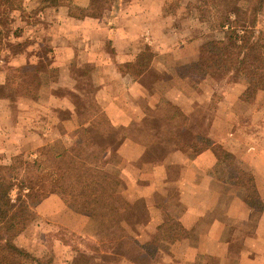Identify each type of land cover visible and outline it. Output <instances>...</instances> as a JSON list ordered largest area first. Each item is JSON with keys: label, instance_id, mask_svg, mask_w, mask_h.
Returning <instances> with one entry per match:
<instances>
[{"label": "crops", "instance_id": "1", "mask_svg": "<svg viewBox=\"0 0 264 264\" xmlns=\"http://www.w3.org/2000/svg\"><path fill=\"white\" fill-rule=\"evenodd\" d=\"M183 2L122 0V8L116 15L117 24H108L104 18L75 19L70 17L66 7L47 6L40 15L47 23L52 39L48 40L50 50L47 54L50 60L46 62V56L44 62L49 69L58 68L64 73L73 65L77 68L84 65V69L91 67L98 74H107L101 78L103 80L98 84L99 88L92 91L95 92L92 95H95L97 104L118 131H129L128 134L123 133L126 141L119 149L116 161H111L107 166V171L112 174L119 171L128 181V188L124 192L128 202H145L149 212L147 230L158 233L160 226L177 221L186 233L178 241L159 243L155 255L156 264H176L177 259H181V263L177 264H264V210H253L246 203L245 189L225 181L221 164L211 148H193L186 153L175 151L162 163H145L143 157L146 140L140 137V133L137 137L129 135L132 134L131 129L143 128L140 118L137 117V112L139 114L142 111L138 105L141 100L148 98L146 108L152 112L160 111L163 105L158 106L159 102L166 101L190 117L194 113L205 112L212 99L213 91L207 81H203L191 93L180 85L185 84L179 71L181 66L198 60L199 47L205 40V37L196 38L191 24L184 28V18L180 19L182 15L174 6L175 3ZM188 4L187 0L186 6ZM188 33L194 36H188ZM186 42L187 45L182 47ZM145 54L149 56L144 58ZM25 57L20 56L18 59L20 66L34 64L32 59L28 62L27 54ZM164 57L169 59L165 60ZM162 59L170 69L174 67L175 72L169 70L166 75L147 85L146 75L150 70L161 73ZM125 65L142 67L137 74H130L119 69V66ZM50 89L63 91V95L54 96L55 103L58 104L56 108L69 110L70 103H74L72 93L58 83L51 84ZM44 90L46 88L42 87V93ZM244 90L243 85H234L228 90L221 107L236 116H241L244 111L247 114L252 111V120L249 123L255 126V117L260 118V113H264V105L258 106L259 109L256 110L254 108L264 98V92H260L254 104L244 108L240 103ZM118 103L124 105L122 109ZM130 104L138 110L135 109L132 115L125 108ZM77 119L76 117L64 121L63 125L68 132L75 134L80 129ZM239 121L243 125V120ZM239 124L236 122L235 127H240ZM260 124L262 125L256 126L264 127V122ZM84 127L88 135L93 132L89 124ZM237 131L234 130L228 138L217 143L234 156L237 166L254 177L258 194L264 204V144L260 149L258 142H253L244 154H240L236 148L241 144ZM230 143L234 147L228 148ZM117 161H122L124 166L114 171L111 166H115ZM172 188L175 190V199ZM36 212L38 219L24 232L29 244H32L33 232L40 235L58 229L68 231L90 242L94 247H100L98 222L75 213L60 197L51 195L38 205ZM54 240L60 248H71L62 237L57 236ZM40 247L41 244H38V248ZM38 248L31 252L41 258L36 254ZM94 249H72L70 256L72 260L82 254L90 258L99 257L100 253ZM66 253L68 254L67 250ZM55 255L58 259L56 252ZM119 264L134 263L123 258Z\"/></svg>", "mask_w": 264, "mask_h": 264}, {"label": "trees", "instance_id": "2", "mask_svg": "<svg viewBox=\"0 0 264 264\" xmlns=\"http://www.w3.org/2000/svg\"><path fill=\"white\" fill-rule=\"evenodd\" d=\"M79 1L43 0V3L53 7H66L69 9L70 17L79 20L100 19L104 17L108 8L113 17L118 13L122 4V0ZM250 2L252 3L250 10L252 19L249 25L246 18L247 12L240 10L242 18L238 15L237 20L232 22L230 20L232 11L228 10L227 17L225 20L222 19L223 23L220 24L222 28L225 24L231 25L224 39L204 44L200 49L198 61L182 67L184 78L192 84L190 85L192 89L197 88L204 80L233 77L235 83L244 80L247 84L240 98V102L244 104L253 103L258 93L264 92V31L257 27V17L264 9V0H250ZM1 19L2 17H0V23L3 21ZM241 30L242 35H240ZM35 68L39 77L27 73L25 74L27 83L23 85L28 91L26 96L32 99L38 98L42 85L40 70H45L43 65ZM81 77H84V74L76 73L65 80L71 85V91L78 98L83 97L82 91H79ZM144 100L138 103L142 110L138 118L142 125L154 128L156 132V135L146 144L144 162L162 163L171 153L175 151L186 153L199 143L205 149L211 148L221 166L225 165L229 168L226 169L228 176L225 177V181L230 185L241 186L245 189L246 203L257 212L264 210L254 177L235 163L233 165L234 156L217 143L226 135L234 132L233 126L236 122L233 123V119H228L229 130L221 138L211 133L216 123L210 121L206 125L204 120L201 124L203 129L201 132L190 136L185 131V135L184 129H192L188 125L187 117L181 116L179 111L170 104L172 109H167V107L161 108L158 112H152L144 108L146 106ZM85 103L88 109L85 114L76 110V114L72 116L85 117L80 123V129L86 133L87 139L85 148H81L77 155L64 153L55 157L44 155L33 162L17 157L10 165L0 166V258L3 264H24L14 258L16 254L23 258L32 256L37 262L41 261L31 252L29 243L23 234L36 219L38 205L51 195L60 197L64 204L75 213L99 222L98 238L103 242L104 247L102 249L94 247V251L98 253H107L113 250L117 242L131 240L132 234H143L147 239V243L142 247L143 255L146 254L148 259L154 260L161 241L175 242L186 236L177 221L160 226L158 233L145 232L149 222L147 205L142 200L133 204L128 202L124 198L128 181L123 176H116L107 171L111 158L118 155L126 137L112 125L98 104ZM161 120L165 121V125H169L166 126L170 129L168 132L172 128L176 130L178 128V133L167 134V138L159 139L158 134L163 123ZM86 124L93 128L90 135L84 127ZM204 128L207 131H204ZM15 188L19 191L17 199L13 202L11 193ZM64 242L69 245L66 240ZM121 256L126 255L123 253ZM92 262L101 264V259L100 257L81 256L77 264H92Z\"/></svg>", "mask_w": 264, "mask_h": 264}, {"label": "rangeland", "instance_id": "3", "mask_svg": "<svg viewBox=\"0 0 264 264\" xmlns=\"http://www.w3.org/2000/svg\"><path fill=\"white\" fill-rule=\"evenodd\" d=\"M183 1V3H175V9L182 15V17L180 16V19L184 18V28H188V26H190L191 24L193 27L194 35H197L196 38L202 39L205 37L204 43L201 45V47L208 42L224 39L225 33L227 32L228 27H230L231 25L228 23L225 24V26L222 28L220 24L223 23L222 19L225 20V18L227 17L226 15L228 13V10L232 11L230 14V20L232 22L237 20L238 15H242L240 14V10L247 12L246 18L248 19V25L249 21L252 19V17H250V10L252 9V3L250 2V0H215L210 1L211 3L207 2L206 0H188L189 4L187 6V0ZM79 2L85 1L81 0ZM47 6L53 7L44 4L43 0H0V17H2L1 20H3L2 23H0V166L10 165L17 157H23L27 162H33L38 160L40 157H43L44 155L51 157H55L63 153L68 155H77L81 148H85L87 135L85 132H82L81 129H78L75 134L70 133L67 129H65L63 123L66 120L76 118L72 117L76 114L75 107H77V110L80 113L85 114V112L88 110L87 106L89 107V105L85 102H88L89 104L92 103L93 105L97 104L95 95H92V93L95 94V92L92 91H96L97 88H99L98 84H100L103 80H101V78L107 76L106 73H96L95 69L91 67H86L84 69V65L78 67L79 69L76 65H73L72 67H70V69H67L65 71V74L63 71H59L58 68H48L47 63H45L44 60L46 56V62H49L50 60V56L49 54H47L50 50L48 40L52 38L51 36H49L50 32L48 33L47 23H45L41 19L40 15V13L44 11L43 9H45V7ZM121 8L122 7H120V10ZM116 15L112 17L111 10H109L108 8L105 12L104 17L102 18L106 19V21H108V24H117L118 19L116 20ZM46 16L50 17L51 15ZM257 27L259 30L264 31V9L257 17ZM189 34L190 33H188V36ZM242 34L243 31L241 30L240 35ZM190 35L192 37L194 36L193 34ZM36 44L38 46H36ZM186 45L187 42L185 43V45H182V47H185ZM201 47H199L198 50V59ZM26 54L28 56V62L30 59H32L31 62H34V64L20 66L18 59L20 58V56L24 58ZM147 55L148 54H145L144 58H146ZM172 55L176 56V54H171V56ZM39 57L42 60H40ZM167 58L168 57H164L165 60H167ZM170 60H172V58ZM160 63L163 66L161 73L156 70H150L147 73V85L154 83L162 76L166 75V72L169 70L175 72L176 69H174V67L170 69L168 65L163 61V59ZM167 63L172 66L170 62ZM41 65H43L45 68V70H40L42 85L40 86L38 92V98L32 99L26 96V93L28 91L23 87V85L27 83L25 74L30 73L31 75L38 78L39 74L35 67H40ZM183 66H181L179 71L184 77V74L182 72ZM141 67L142 65H125L119 66V69L123 73L126 72L130 74H137L138 71H140ZM26 69L29 71H27ZM76 73H78L79 75L84 74V77H81L79 81V91H82L83 97L79 98L76 97L74 95V92L71 91V85L65 82L66 78L68 79V77H72L76 75ZM20 78L23 79L20 80ZM204 81L208 82L211 90L213 91L212 99L205 112L194 113L193 115L188 117L185 116L179 109L174 107L179 111L181 116L184 115L189 119L188 125L192 127V129H184V132L187 131L190 136H193L194 134H197L198 132H201L203 130L201 125L203 120L205 121L206 125H208V123H210L211 121L212 123H216L215 128L211 133L214 134V136L221 138V136H224V134L229 130L227 126V123H229L228 119L231 118L233 119V123L235 121L238 124L241 122L239 121L240 119L243 120V125L239 124L241 125L240 127H237L238 125L236 127L233 126L235 128V131L238 130L237 135L241 140V144L237 145L236 147L237 152L239 151L240 154H244L248 146L252 145L253 142H255L254 144H257L258 142L260 149H262L264 144V127L262 126V128H259L257 126L262 125L260 123L264 122V113H260V118L257 116L255 117V126H253L251 123H249L252 120V111L248 114L246 113V111H244L241 116H236L226 110H223L221 107L222 101L226 98L228 90H230V88H232L236 84H241L246 88L247 84L245 83V81L241 80L235 83V78L233 77H220L215 78L214 80ZM53 83H58L64 88L68 89L70 93H72V99L74 103H70L71 108L69 110L63 111L56 108L58 104L56 105L54 96L63 95V91L50 89V85ZM180 85L187 88V91L190 93L193 92V90H197L199 87L198 86L197 88L192 89V87L190 86L192 84L187 79H185L184 85ZM42 87L46 88V91L44 90L43 93ZM259 94L260 92L258 93V95ZM257 97L251 104H244L242 102L240 103L242 104V107L247 108V106H250L256 102ZM106 99L109 100L111 98ZM144 101L147 103L148 98H146V100ZM161 104L163 105L162 109H165L167 107V109H172L173 107L172 105H170L172 106L170 107L168 102L166 101L159 102L158 106H161ZM263 105L264 98L255 105L254 109H259L258 106L262 107ZM118 106L120 107V109H122V106L124 105L118 103ZM133 106L134 105L132 104L127 107L125 106V108L129 109L128 113H130V115L135 113L136 107ZM98 107L101 109L100 105H98ZM144 108H146V106ZM146 109L148 110V108ZM138 116L139 114L137 112V117ZM84 118L85 117H79L77 120L79 123H82L84 121ZM165 124V121H163L162 125L160 126V133L158 134L159 139L167 138V134L178 133V128L177 130L172 128L171 131L168 132V130L170 129L166 126L169 125ZM226 126L227 129H225ZM142 127L144 129H131L130 132H132V134L129 135H134L135 137H137L138 133H140V137L146 140V144H148L150 139L153 138L154 135H156V132L155 130H153L154 128H147L144 125H142ZM139 131H142V133ZM204 131H207V129L204 128ZM125 132H127V134L129 133V131L126 130H122L120 133L124 135L126 134ZM228 136L230 135H226L224 139L228 138ZM229 147H234L233 143H230L228 145V148ZM193 148L202 149L203 146L198 143ZM190 151L191 150H188V152ZM116 158L117 156L111 158V161H116ZM117 162L115 163V166H111L113 167L114 171L115 169L119 170L124 166L122 161ZM227 168L228 167H226L225 165L221 166L222 172L225 174V177L228 176V170L226 171ZM118 172L116 171L114 175L121 176ZM18 191V188H15L11 193V199L13 202H15L18 197ZM172 192L174 198L175 190L173 188ZM36 219H38V214ZM36 219L34 221H36ZM147 231L149 232V230H146L145 232ZM57 236L62 237L63 240H66L73 250H80V248L82 250V248L84 247H86V249L88 250L94 248V245H92L90 242H87L86 240H83L65 230L58 231V229H55L53 231L40 233V235H37L33 232L32 244L34 245L29 244V247L30 250H37L38 244H41V247L38 248V251L36 252L35 250L36 254L38 256H41V261L39 262L43 264H53L56 261V264H75L76 261L78 262L81 256L88 257L86 254H82L79 256V258L75 257L72 260V256L70 255L73 250L71 248L68 249L65 247H58V244L54 240ZM131 236V240H124L121 243L117 242L116 244L119 245L114 244L113 250L108 251L107 253L103 252L104 254H98V256L102 259L101 264H119V262H121L123 258H125L126 260L130 259L132 263L135 262L134 264H156L155 258L154 260H150L146 257V254L143 255L144 252L142 250V247L147 243L146 236L143 234H132ZM107 239L109 240V238ZM99 244L100 247L98 248L102 249L104 247L103 242L99 241ZM66 250L68 251V254L66 253ZM55 252L57 256H59L58 259H56ZM123 253H125L126 256H121V254ZM65 254L66 257L64 256ZM14 258H16L20 262H23L24 264H40L36 261V259L34 260L32 256L23 258L16 254L14 255ZM146 258L148 260H146ZM177 260V263H181V259ZM0 264H3L1 258Z\"/></svg>", "mask_w": 264, "mask_h": 264}]
</instances>
